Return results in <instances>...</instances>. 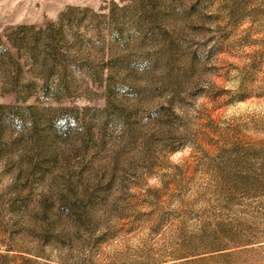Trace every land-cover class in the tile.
Masks as SVG:
<instances>
[{"label":"rangeland","instance_id":"rangeland-1","mask_svg":"<svg viewBox=\"0 0 264 264\" xmlns=\"http://www.w3.org/2000/svg\"><path fill=\"white\" fill-rule=\"evenodd\" d=\"M0 264H264V0H0Z\"/></svg>","mask_w":264,"mask_h":264}]
</instances>
